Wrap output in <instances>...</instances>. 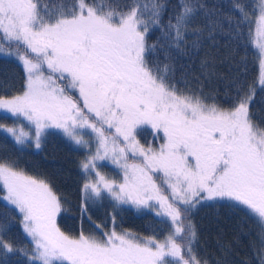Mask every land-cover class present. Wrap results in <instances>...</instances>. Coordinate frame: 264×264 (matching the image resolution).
I'll return each instance as SVG.
<instances>
[{
  "label": "snow or ice",
  "instance_id": "obj_1",
  "mask_svg": "<svg viewBox=\"0 0 264 264\" xmlns=\"http://www.w3.org/2000/svg\"><path fill=\"white\" fill-rule=\"evenodd\" d=\"M147 7L141 0L122 8L115 0H0V51L12 42L26 48L19 57L26 90L10 99L0 97V109L35 125L37 148L45 128H62L77 144L85 142L76 129L91 128L98 147L81 169L92 173L98 160L111 155L124 170V180L116 184L96 171L84 191L99 196L107 190L117 201L137 207L154 200L157 214L172 224L163 242L141 241L114 229L103 240L83 233L71 237L56 225L61 204L50 186L0 162V183L6 189L0 199L23 214L24 229L34 242L30 264H208L194 251L197 233L189 218L202 200L227 198L264 223V128L253 123L249 111L254 93L238 88L230 108L180 93L169 80L171 66L155 61L150 66L146 55L156 56L165 46L179 48L190 30L196 34L194 21L205 6L181 0L180 11L166 24L161 23L163 3L152 0L149 19ZM149 23L161 30L159 45L146 43ZM255 23L256 44L264 56V0ZM64 79L78 89L83 108L58 84ZM141 125L163 132L166 142L158 151L145 150L136 140ZM105 126L114 128L143 162L129 164L126 148L116 138L109 140ZM5 131L21 144L29 135L23 128ZM154 171L167 178L171 201L161 194ZM0 248L16 250L2 236Z\"/></svg>",
  "mask_w": 264,
  "mask_h": 264
},
{
  "label": "trees",
  "instance_id": "obj_2",
  "mask_svg": "<svg viewBox=\"0 0 264 264\" xmlns=\"http://www.w3.org/2000/svg\"><path fill=\"white\" fill-rule=\"evenodd\" d=\"M141 2L148 4L144 11L145 19H149L153 11L152 0ZM158 2L166 6L162 12V24L180 11L181 0ZM191 2L205 6L194 21L199 31L193 34L190 30L179 48L165 46L163 50L158 48L156 56L146 55L150 66L154 61L170 65L173 71L169 80L177 90L199 96L208 105L230 108L238 88L243 87L246 92L251 89L254 98L249 104V111L253 123L264 128V86L259 84L261 56L254 45L255 21L259 16L261 0ZM129 3L130 0H115L121 8ZM236 5H240L244 12ZM161 35L160 28L149 23L146 43L159 45L162 43L159 39ZM163 43L166 45L168 42ZM4 46L14 49L13 45L5 43ZM25 90L23 62L16 57L0 56V97L10 99ZM79 96L73 89L71 97L83 108ZM84 111L94 121V115L86 109ZM0 125L4 126L0 128V162L11 164L17 171L43 180L50 186L61 204L56 225L66 235L78 238L83 233L103 240L105 234L114 229L118 234L129 233L141 241L152 238L163 242L172 231L169 218L157 214L159 206L154 200L149 201L150 206L137 207L117 201L107 190L99 196L84 191V184L96 179V171L116 184L124 180V170L120 164L113 163L111 155L98 160L92 173L81 169V163L98 147L97 135L91 128L76 129L85 142L77 144L62 128L51 127L43 132L40 147L37 148L35 130H30L33 134L30 142L21 144L5 131V128L17 126L15 119L0 111ZM105 134L110 141L116 138L118 146L127 149V143L121 141L114 128L105 126ZM135 137L145 150L151 148L158 151L166 142L161 131L145 126L138 127ZM126 153L129 164L143 162V157L135 159L129 152ZM151 175L161 194L171 201V189L163 172L154 171ZM5 195L6 189L0 183V197ZM189 218L197 233L194 251L202 261L207 260L208 264L264 262V223L244 206L228 200H202ZM0 227L4 229L0 236L16 249L5 253L0 248V264H30L34 245L24 229L23 214L15 206H8L3 199H0ZM168 259L171 261L172 258Z\"/></svg>",
  "mask_w": 264,
  "mask_h": 264
},
{
  "label": "rangeland",
  "instance_id": "obj_3",
  "mask_svg": "<svg viewBox=\"0 0 264 264\" xmlns=\"http://www.w3.org/2000/svg\"><path fill=\"white\" fill-rule=\"evenodd\" d=\"M255 28H256V26H255ZM7 44V43H6ZM10 45H13V47H14V49H9V48H7V46H4L3 45V48H4V50L3 51H0V56H5V57H16L17 59H19V57L20 56H22V55H24L25 54V51H26V48H25V46L24 45H20L19 46V48H17L16 47V42H12ZM254 45H255V47H256V50L258 51V53H259V55L261 56V63H260V80H259V84H260V86H264V84H261L260 83V81H261V78L262 77H264V62H262V61H264V56H262L261 55V52H260V49H259V47L257 46V44H256V38L254 37ZM24 46V47H23ZM29 55L31 56L32 54L31 53H29ZM21 61V60H20ZM44 71H45V75H48L49 74V72H48V70H47V68H46V66H45V69H44ZM58 82V84L61 86V87H63L64 89H65V93L67 94V95H69V96H71L72 94H73V89L70 87V84H69V81L67 80V79H64V80H58L57 81ZM75 91V90H74ZM76 93H77V95H79V91H78V89H76ZM78 97V96H77ZM73 99V98H72ZM74 100V99H73ZM78 102V101H77ZM79 102H82V99L80 98V96H79ZM0 111L1 112H3L4 114H6V115H9V116H11L13 119H15L16 120V122H17V126L15 127V128H23V130L25 131V132H27L29 135L25 138V140H24V143H26V142H30V140L32 139V137H33V134H31L32 132H30V130H35V125L34 124H32L30 121H28L27 119H25L23 116H15V115H13L12 113H10V112H8V111H6V110H4V109H0ZM141 126H145L146 128H151V129H153L154 131H157L156 129H154V128H152L151 127V125H141ZM140 127V126H139ZM6 129V128H5ZM47 129H51V127H48V128H45L44 129V131L43 132H47ZM138 129V128H137ZM137 129H136V132H135V135L137 134ZM162 132V131H161ZM6 133H8V132H6ZM163 133V132H162ZM9 135H11L12 136V134L11 133H8ZM34 134H35V132H34ZM43 134V133H42ZM13 137V136H12ZM120 138L122 139L121 141H124V139H123V137L122 136H120ZM125 143H128L127 141H124ZM141 145V144H140ZM142 146V145H141ZM119 147H122L121 145L119 146ZM143 147V146H142ZM126 152H129L130 153V155L133 157V158H142V156H140L139 154H134L130 149H126ZM134 160V159H133ZM132 160V161H133ZM135 161V160H134ZM91 193V192H90ZM216 200H221V201H223V200H228L227 198H225V199H216ZM228 201H231V200H228ZM232 202H234V203H237V202H235V201H232ZM199 205H200V203H199ZM57 216H58V214H57ZM57 216H56V220H57ZM28 237H29V239L31 240V242L33 243V245H34V242L32 241V238L28 235ZM180 239V238H179Z\"/></svg>",
  "mask_w": 264,
  "mask_h": 264
},
{
  "label": "flooded vegetation",
  "instance_id": "obj_4",
  "mask_svg": "<svg viewBox=\"0 0 264 264\" xmlns=\"http://www.w3.org/2000/svg\"><path fill=\"white\" fill-rule=\"evenodd\" d=\"M81 105H83V102H79ZM237 204V203H236ZM240 206H242V205H240Z\"/></svg>",
  "mask_w": 264,
  "mask_h": 264
}]
</instances>
